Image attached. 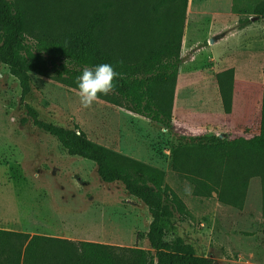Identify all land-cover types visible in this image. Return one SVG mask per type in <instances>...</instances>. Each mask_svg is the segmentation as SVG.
I'll return each instance as SVG.
<instances>
[{
	"label": "rangeland",
	"instance_id": "1",
	"mask_svg": "<svg viewBox=\"0 0 264 264\" xmlns=\"http://www.w3.org/2000/svg\"><path fill=\"white\" fill-rule=\"evenodd\" d=\"M8 1L27 13L30 39L51 38L79 27L101 5L110 4L111 36L112 40L118 39L114 45L120 40L128 41L127 48L133 59L146 53L147 47L137 39L136 28L142 24V29L148 31V10L156 2ZM261 6L264 0H188L183 24L182 79L194 71V80L198 79L199 83L194 85L193 91L180 90V96L182 99L191 95V109L199 113L207 111V93L210 95L209 105L217 117L214 125L207 128H199L197 123L185 131L176 128L168 131L100 100L85 109L79 103L77 91L36 75L31 76L32 92L26 99L43 122L65 128L76 124L90 141L110 151L117 153L116 150L122 148L135 155L124 157L143 164L158 161L159 169L165 173V185L191 213L189 219L178 224L175 232L169 233L168 239L182 237L199 256L209 257L215 264H264L261 178H250L244 208L240 211L222 205L215 193L210 197L196 196L195 186L173 168L172 151L182 138L188 140L210 133L220 139L233 140L259 134L264 62L257 68V57L227 55L235 47L246 45L243 33L220 45L212 44L209 33L212 26L214 32L221 29L224 32V29L244 24L247 19H254L255 11ZM168 10L171 13L173 8L168 7ZM245 47L262 49L264 41ZM235 64L238 72L233 88L236 86L237 97L234 112L232 99L231 112L227 114L217 76ZM207 86L210 92L205 89ZM20 97L17 81L0 65V229L30 236L108 242L149 251L144 236L152 219L147 208L130 197L121 184L103 183L93 162L67 156L56 139L29 121ZM249 97V114L245 116L244 106ZM183 108L181 100L178 112ZM230 121L233 124H228ZM242 121L248 123L244 128ZM87 221L91 224L89 230L98 229L103 236L89 235L92 232L81 226Z\"/></svg>",
	"mask_w": 264,
	"mask_h": 264
},
{
	"label": "trees",
	"instance_id": "2",
	"mask_svg": "<svg viewBox=\"0 0 264 264\" xmlns=\"http://www.w3.org/2000/svg\"><path fill=\"white\" fill-rule=\"evenodd\" d=\"M187 6L188 0H156L148 10V31L142 24L136 28L146 53L133 59L128 41L114 45L118 39L111 36L110 4L101 5L79 27L51 38L30 39L27 13L8 0H0V65L17 81L29 121L56 139L67 156L93 162L103 183L121 184L130 197L147 208L152 219L144 236L149 251L0 229V264H215L211 258L199 256L182 237L168 239L191 213L165 185L163 171L93 143L76 124L65 128L43 122L26 103L32 92V75L77 91L76 79L83 68L110 63L119 78L112 91L97 100L172 131L175 90L184 61ZM168 7L173 8L171 13ZM255 16L264 19V6L255 11ZM217 78L225 113L230 114L235 72L227 70ZM172 164L195 186L196 196L215 193L222 205L240 211L250 178H261L264 217V94L257 136L228 140L209 133L182 138L172 151Z\"/></svg>",
	"mask_w": 264,
	"mask_h": 264
},
{
	"label": "crops",
	"instance_id": "3",
	"mask_svg": "<svg viewBox=\"0 0 264 264\" xmlns=\"http://www.w3.org/2000/svg\"><path fill=\"white\" fill-rule=\"evenodd\" d=\"M233 8H234V4H232V11H233ZM248 20L249 22H246ZM246 21H245L246 23L244 22V24H241V25L238 24L232 28L224 29V32L222 31V29L220 31L214 32L212 29H215V27L212 26L211 31L209 33V38H213L212 44L214 45L224 44L230 37L231 39L238 38V34H241V33H243V36L245 37L246 45H250V43H255V42L261 43L262 41H264V19L262 18L256 19L254 15V19H247ZM247 35L251 37H248ZM246 45H242L241 47L238 46V48L235 47L234 50L232 51L230 50L229 52H227V55L230 54L231 56H236L238 54H244V55L248 54L249 56L257 57V68H261L264 62V48L260 49V48H253V47H245ZM235 51H238V52H235ZM235 66L236 64L233 65V67L229 70H234L235 78H236L238 70L236 69ZM181 69L182 70H180L181 72L179 74L178 81H177L178 84L175 90L174 107H173V118H174L173 128H176L181 131H185V130H188V128L194 127L197 123H198L199 128H207L210 125H214L215 120H216L215 117H217V113L214 112L213 111L214 109H212L209 105L210 95L208 93L206 97V105H207L206 112L194 113L192 111L191 95H188V96L186 95V97H183L181 99L180 90L183 89L186 92L193 91L194 85L197 82L199 83L198 79L194 80V73H195L194 71L190 72L189 77H185L186 79H182L184 73H183V68ZM205 89L210 92L209 86H207ZM236 97H237V91H236V86H235L234 96H233V112L235 109ZM181 100L183 102L184 108L182 109V111L178 112V107H179ZM250 100H251L250 97L247 98L246 104L244 106V110L246 111L245 116H248L249 114L248 111L250 107V104H249ZM231 116L233 117V115ZM244 122L245 121H242L241 123L243 124ZM228 124L231 125L233 124V122L230 121V123ZM246 125H248V123L243 124L242 127L244 128ZM190 131H193V130H190ZM231 131H233V129H231ZM116 152L122 156L135 157L133 153L129 154L122 148H120L119 150H116ZM146 165H150L158 169L160 168L158 161H155L154 163L147 162ZM81 226H85V228L88 229V227H91V224L90 222L87 221L85 223H82ZM88 231L92 232L91 234H89L91 236H95V234H97L100 237L103 236V234H101V231H99L98 229L95 232L91 229L90 230L88 229ZM42 236H47V235H42ZM68 239L74 242H93V243H101V244H106V245H111V246H120V245L111 244L108 242H99V241H92V240H76L73 238H68ZM120 247H123V246H120Z\"/></svg>",
	"mask_w": 264,
	"mask_h": 264
},
{
	"label": "clouds",
	"instance_id": "4",
	"mask_svg": "<svg viewBox=\"0 0 264 264\" xmlns=\"http://www.w3.org/2000/svg\"><path fill=\"white\" fill-rule=\"evenodd\" d=\"M119 75L110 63L83 68L76 79L80 105L85 109L90 108L99 96L109 94Z\"/></svg>",
	"mask_w": 264,
	"mask_h": 264
}]
</instances>
